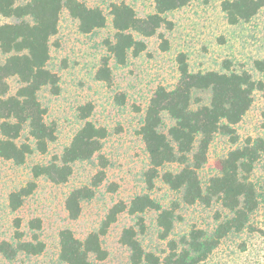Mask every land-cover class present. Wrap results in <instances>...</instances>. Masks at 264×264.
I'll return each mask as SVG.
<instances>
[{
	"label": "trees",
	"instance_id": "1",
	"mask_svg": "<svg viewBox=\"0 0 264 264\" xmlns=\"http://www.w3.org/2000/svg\"><path fill=\"white\" fill-rule=\"evenodd\" d=\"M110 4L111 39L104 42L107 56L103 57L96 79L111 82L109 61L124 65L129 55L138 57L146 50L144 39L158 35L160 48L168 49L161 28L171 30L167 15L187 6L191 0H153L154 12L137 17L123 0ZM264 8V0H224L221 10L229 25L247 23ZM77 22L81 34H91L106 25V17L97 7H88L80 0H0V16L7 23L0 25V160L23 165L27 158L46 154L56 140V129L45 121L46 109L38 99L42 89L51 94L59 92V77L48 68L50 39L58 32L61 14ZM178 79L173 89L159 86L144 112L139 129L148 159L143 183L148 191L161 181L180 196L185 206L218 204L222 213L215 214L210 229L192 228L177 241L168 240L176 221L175 206L163 208L148 194L135 196L126 204L112 205L97 231L78 239L69 229L58 234V258L63 264H98L107 258L102 237L126 213L136 219L134 226L122 230L119 242L129 252L131 264H201L226 240L242 234L264 240V134L247 138L237 145L234 127L252 106L254 94L264 101V59L253 62L261 80L248 72L204 71L191 72L186 55L176 57ZM15 79L18 87L11 93L8 80ZM90 104L78 108V117L85 121L60 155L46 163L30 168L31 179L25 186L8 196V207L17 211L45 178L53 185L68 182L76 163L86 162L98 155L107 137L104 127L87 121ZM164 116L173 124L165 130ZM228 137L233 145L227 154L214 163L215 173L205 184L199 171L208 160V151L216 136ZM99 170L90 184L75 188L64 201L67 218L76 221L82 204L92 200L105 179L106 160L99 156ZM175 165V171H165ZM257 172L259 174L257 175ZM157 213L158 237L167 241L165 251L157 255L146 251L139 239L145 233L142 214ZM261 216V222L256 220ZM256 217V218H255ZM12 242L0 241V256L8 261L19 254L39 256L45 249L39 238L41 222L28 223L30 234L20 230L15 220ZM243 244V249L247 246ZM264 264V249L262 252Z\"/></svg>",
	"mask_w": 264,
	"mask_h": 264
},
{
	"label": "rangeland",
	"instance_id": "2",
	"mask_svg": "<svg viewBox=\"0 0 264 264\" xmlns=\"http://www.w3.org/2000/svg\"><path fill=\"white\" fill-rule=\"evenodd\" d=\"M88 7H97L106 17L104 28L91 34H81L77 22L66 12L60 17L58 32L50 39V60L47 68L59 77V92L54 95L48 89L38 93L41 105L46 109L45 121L56 129V140L49 145L46 154H35L17 166L0 160V241L12 242L15 220L20 221V230L27 235L29 221L39 219L38 232L45 249L39 256L19 254L8 261L0 256V264H63L59 258L58 234L69 229L78 239L97 231L108 209L117 202L128 204L135 196L148 194L163 208L175 206L176 221L168 240L177 241L192 228L210 229L215 224V214L222 213L218 204L210 207L202 205L185 206L180 203L177 192L171 191L157 180L153 190L148 191L143 183V174L148 168L145 148L137 131L147 105L157 87L170 90L178 79L176 57L186 55L191 72L218 71L227 68L235 72H248L253 79L261 80L254 69L255 60L264 59V8L247 23L229 25L221 10L224 0H191L190 3L167 15L172 22L171 30L161 28L168 42V49L160 48L158 35L144 39L146 50L138 57L128 56L124 65L109 61L111 82L96 79L101 60L108 54L105 40L111 39L110 4L112 0H80ZM133 8L137 17L144 18L154 12L153 0H123ZM0 16V25L7 23ZM10 92L18 87L15 79L8 80ZM90 104L92 111L87 119L96 126L107 130L98 155L86 162L76 163L67 183L53 185L45 178L37 181V188L26 198L15 212L8 207V196L19 190L31 179L30 168L46 163L52 156L60 155L70 144L77 130L85 121L78 117V108ZM173 124L164 116L165 130ZM237 145L247 138L264 134V101L259 92L254 94L252 106L243 119L234 127ZM237 145L228 137L218 135L211 143L208 160L199 171L205 184L214 173V163L218 158ZM99 156L106 160L105 179L96 190L92 200L82 204V212L76 221L67 218L64 201L69 192L90 184L91 178L99 170ZM175 165L165 171H175ZM259 172H257V175ZM157 213L146 211L142 214L145 233L139 239L146 251L157 255L165 251L167 241L158 237ZM256 218V217H255ZM256 220L261 222V216ZM136 219L126 213L102 237L107 258L98 264H131L129 252L119 242L122 230L134 226ZM246 244L243 249V244ZM264 240L253 235L242 234L223 242L212 255L201 264H260Z\"/></svg>",
	"mask_w": 264,
	"mask_h": 264
}]
</instances>
